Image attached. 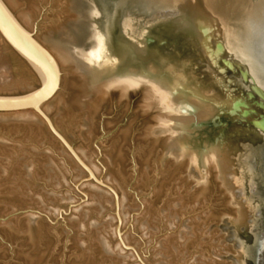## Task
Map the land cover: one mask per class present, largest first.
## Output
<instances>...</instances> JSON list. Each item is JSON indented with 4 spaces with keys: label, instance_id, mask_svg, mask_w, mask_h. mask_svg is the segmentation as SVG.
<instances>
[{
    "label": "rangeland",
    "instance_id": "rangeland-1",
    "mask_svg": "<svg viewBox=\"0 0 264 264\" xmlns=\"http://www.w3.org/2000/svg\"><path fill=\"white\" fill-rule=\"evenodd\" d=\"M72 1L21 0L12 14L17 18L33 7L30 35L37 39L72 19ZM98 1L96 22L106 41L94 73L87 75L89 86L121 78L152 86L174 111L175 136L170 147L161 134L158 140L147 136L153 120L141 114L140 90L121 102L113 91L86 116L74 103L81 96L77 75L61 66L49 116L116 196L89 178L38 115L43 128L36 136L35 129L6 114L0 120V264H264V132L248 125L264 111L253 103L260 102L258 96L249 98L247 85L238 93L225 65H211L210 54L204 58L200 47L207 48L194 39L192 25L196 7L213 11L225 22L221 57L236 46L240 54L253 53L263 73L264 12L252 20L253 0ZM165 6L178 13L152 20ZM126 19L133 30L125 31ZM211 35L208 49L216 50V34ZM7 47L10 77L24 76L33 87L0 91V97L38 90L40 81L27 61ZM237 102L248 107L234 114ZM211 158L217 179L213 171L208 175ZM96 190L107 195L98 197ZM117 197L124 199L122 223ZM175 205L173 221L169 211ZM186 227L194 234L185 235Z\"/></svg>",
    "mask_w": 264,
    "mask_h": 264
},
{
    "label": "bare ground",
    "instance_id": "bare-ground-1",
    "mask_svg": "<svg viewBox=\"0 0 264 264\" xmlns=\"http://www.w3.org/2000/svg\"><path fill=\"white\" fill-rule=\"evenodd\" d=\"M105 2L107 1L105 0ZM109 4L113 5V3H109ZM0 5L4 9L8 17L14 22V24L26 36L34 39L35 40L34 42H36L46 52H48L50 57L53 58V60L55 61L59 69V72L61 71L60 70L61 66H70L74 74L77 75V79L80 82L81 96L78 97L74 101V103L80 109V111L82 110V113L84 112V114H86V116L89 117V115L93 112L96 104L101 102L102 100H105V98H107L113 91H115L118 94V97H119L118 101L121 102V101H127L131 97L132 94L135 96H138L139 90H140L142 94L141 105L139 106L141 114L143 113L142 114L143 116L144 114L149 115L151 116L153 120V124L151 123L152 126L150 128L147 126L148 127L146 131V133H148L147 136H149L150 138L152 136L153 138H156L157 133L161 134L160 136H163V140L165 141L166 146L168 147L171 146L172 140L175 136V134L171 130V121H172L171 119H172V115L174 114V111L169 105H166L164 103L163 99L161 98V94L159 91H157V89L155 90L152 86L150 87L149 85H141L133 79H122V78L103 82V83H100L92 87L89 86L87 75L88 74L92 75L94 73L95 66L98 64V62L101 59L102 48L106 41V37H105V33L103 29L100 27L99 23L96 22V19H98L101 16V9H102L98 0H73L70 6V13L73 15L72 19L68 23H66L62 28L58 29L57 31L49 32L43 37L37 38V39L33 38L32 35H30L31 32H34V29H35L33 25V21H32L33 7L27 6L26 9H22L21 13L19 12L18 17L15 18L12 13L13 12L18 13V9L21 8L20 7L21 0H0ZM161 9L163 10L157 12L151 17L152 20L174 16L175 14L178 13V11L172 10L171 8H168V7L166 8V6L162 7ZM210 14H213V11L211 13H207L203 11V8H201L200 6L196 7L195 18H194L193 24L197 28H201V29L203 28V31H204L203 34L205 36L206 35L210 36L212 40L213 37L211 35V32L213 33L214 31V33L216 34V31L217 30L219 31V29L222 30L224 25L220 17L216 19ZM80 18H83L84 20L86 19L88 21L87 22L80 21L79 20ZM128 19L124 20V23H123L125 31L131 30V29L133 30V27H134L132 21ZM252 26H254V24ZM206 28L208 29L206 30ZM200 34L202 36V33ZM216 37H217V34H216ZM0 39L2 40V44L0 46H3V47L6 46V48L5 47L0 48V51H1L0 52V91H9V92L12 91L13 92V91H17L20 89H31L33 87L32 82L29 81V79H26L24 76H21L18 79H15V78L12 79L10 77V65H9V59L7 56L8 54L7 51L9 48L7 47V45H9L11 49H13V47L7 42V40L3 37L1 33H0ZM214 39L216 40V38ZM203 47H205V49L207 48L206 49L207 51L209 50L208 47H206V45H204ZM208 53H210V51ZM18 54L21 56L20 53ZM209 59H210V63L214 62L213 57L211 55ZM25 60L28 63L29 72L33 75H36V77H38V80L40 81V85H41L40 88L43 87L47 81L46 72L41 67L34 64L33 62H30L27 59ZM60 84H61V74H60V79H59V87H60ZM57 91L55 92V94L52 96V98L48 102L44 103L41 106L44 115H46V117L50 119V121L52 122V125L54 126L56 130H57V127L55 126L56 122H54L49 116L51 108H52L49 102L57 94ZM58 103L62 104L61 102H58ZM185 107L188 108V106H185ZM258 107L261 108L260 106ZM261 109L264 111V108H261ZM183 112L185 111L183 110ZM6 114H12L13 115L12 117H16L19 120H22L23 121L22 124L24 125L25 123L26 125L24 126H27V128L35 129L34 132H36V136L41 135L42 128H43L41 122L44 123L45 120L39 114H37L34 110H23V111L0 113V120L4 121L5 119H7L5 116ZM35 115L36 116L38 115L42 121L36 118ZM84 119L86 120L89 119V122L91 120L90 118H84ZM13 126L11 129H13ZM153 140H158V139L156 138ZM69 153L71 154V152ZM74 154L77 157V159L84 165L82 166L77 161V163L88 173L89 178L95 181L97 184L107 188L110 192H112L116 196V192L111 187L107 186L102 181L97 180L96 174L94 173L93 169L89 166V164L86 162V159L84 158V156H82L80 152H76V151H74ZM76 157L73 156L75 160H76ZM206 166L209 170L208 175H210L211 172L213 171L215 173L214 176H216V179H217V176H218L217 169L218 168H217L215 159L211 158L207 160ZM205 190H206L205 188L201 190L202 191L201 193H204ZM103 192L105 194H103ZM96 193L98 197L107 195L106 191H102L101 193L99 190H96ZM116 199H117L116 201L117 217L120 223H122L123 222L122 221V207L124 205V201H123L124 199L122 201L119 200L118 197ZM198 199L199 198H197L196 200ZM108 200L111 201L110 199ZM177 206L178 205H175L174 208L170 209L169 211V216L170 218L173 217V221L176 220L177 209H175V207L178 208ZM193 234H194V229L191 227L189 228L186 227L185 235L189 236ZM105 246L106 245L102 243V247L104 250H106ZM175 251L177 252V250Z\"/></svg>",
    "mask_w": 264,
    "mask_h": 264
},
{
    "label": "water",
    "instance_id": "water-1",
    "mask_svg": "<svg viewBox=\"0 0 264 264\" xmlns=\"http://www.w3.org/2000/svg\"><path fill=\"white\" fill-rule=\"evenodd\" d=\"M254 6L259 9H254L252 8V18L254 15L258 13L264 12V0H253ZM253 18L252 20H254ZM194 20L192 21V25ZM225 27V22L223 23ZM195 27V26H194ZM202 27V26H201ZM224 27L222 30H224ZM196 32H193V36L195 40H199L201 38L202 42L206 45V47H209L208 45L210 44V36H205L203 33V28H197L195 27ZM198 30V31H197ZM220 31V29H219ZM218 30L216 31L217 37L215 40V47H218V50L223 54L224 52V46L222 45V42L224 41L222 33L219 32ZM253 30H250V32ZM202 33V37L201 34ZM0 33L3 35V37L7 40V42L13 47L14 50H16L18 53L21 54V56L24 59H27L30 62H33L37 66L41 67L47 75V81L45 85L38 90L34 91L33 93L23 96V97H0V113H5V112H15V111H23V110H34L37 114H39L46 122L49 130L52 132V134L63 144V146L71 152V154L75 156L74 150L70 146V144L67 142V140L54 128L52 125V122L50 121L49 118L44 115L41 106L48 102L52 96L55 94V92L59 88V79H60V72L59 69L53 60V58L50 57L48 52H46L41 46H39L35 40L26 36L15 24L14 22L8 17L4 9L0 5ZM207 37V38H206ZM219 44V46H216V44ZM211 45V44H210ZM264 46V43L260 46V49ZM200 47V45H199ZM202 50V54L204 55V58L207 55H211V52L208 51H203V49L200 47ZM210 49V48H209ZM214 52V51H213ZM234 53L227 54L226 56L229 58L234 57V65L237 67V70H235L230 63L223 62V64L234 74V83L238 87L237 90L239 91L238 93L240 95H243L245 92L244 85H247V89H250L251 91L254 92H259V88L254 84V81H251L252 83H246L245 78L249 72V74L253 75L254 77L258 76L259 79L261 78L264 81V72L261 73L259 72L256 68V65L254 63L253 58L251 57L253 53H250V56H246L245 54H240L238 50L236 49V46H234ZM264 53V50L262 51ZM254 56V55H253ZM257 56V55H256ZM264 56V55H263ZM255 57V56H254ZM256 58V57H255ZM262 59H264L262 57ZM214 65V63H211ZM258 65V64H257ZM263 66V64H262ZM259 67V66H258ZM261 68V66H260ZM219 72H224V70H221ZM263 75V76H261ZM239 78L242 79V83L238 84ZM256 80V78H254ZM258 79V78H257ZM231 80H228V82H232ZM243 85V86H242ZM244 90V92H243ZM249 96V95H248ZM250 97V96H249ZM251 98V97H250ZM255 105L260 106L261 108H264V105L261 104L260 102H253ZM234 114L236 110H239L240 106L243 107H248L244 103H234ZM250 112L255 113L256 111L251 109ZM248 111L243 113V116L246 117L249 115ZM248 125H252L253 128H259L264 132V116L260 115L258 120H253L251 121ZM256 135V134H255ZM257 136V135H256ZM258 137V136H257ZM264 137V136H262ZM76 161H78L82 166H84L76 157Z\"/></svg>",
    "mask_w": 264,
    "mask_h": 264
},
{
    "label": "flooded vegetation",
    "instance_id": "flooded-vegetation-1",
    "mask_svg": "<svg viewBox=\"0 0 264 264\" xmlns=\"http://www.w3.org/2000/svg\"><path fill=\"white\" fill-rule=\"evenodd\" d=\"M216 46H219V44L217 43L216 44ZM212 51H210L211 52V54H212V57H213V63H214V65L218 68V63H217V61H219L221 64H223V62L225 61V62H227V63H230L231 65H232V67L235 69V70H237V67L234 65V57H227V58H225V57H221L222 56V53L218 50V47H215V49L216 50H214V49H212V48H210ZM214 51V52H213ZM224 65V64H223ZM226 69H228V68H226ZM219 71H221V70H223L222 68H220V69H218ZM231 72V71H230ZM232 73V72H231ZM234 75V74H233ZM254 78H256V80L254 79ZM258 78V79H257ZM245 81H246V83H252L251 81H254V84H251V85H256L259 89L258 90H260L259 92H254V91H251L252 93L251 94H248L251 98L254 96V95H256V96H258L259 97V99H260V103L261 104H263L264 105V81L260 78L259 79V77L257 76H253V75H251V74H249V72H248V74H247V76H246V78H245ZM249 97V98H250ZM261 109V108H260ZM262 110V109H261ZM263 111V110H262Z\"/></svg>",
    "mask_w": 264,
    "mask_h": 264
}]
</instances>
